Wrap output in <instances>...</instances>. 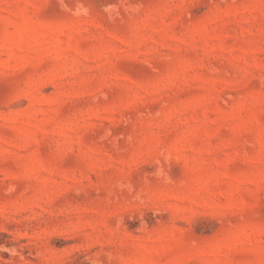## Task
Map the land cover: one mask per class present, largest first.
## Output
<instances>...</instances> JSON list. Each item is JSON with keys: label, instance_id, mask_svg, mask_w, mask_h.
Masks as SVG:
<instances>
[{"label": "rangeland", "instance_id": "374dc122", "mask_svg": "<svg viewBox=\"0 0 264 264\" xmlns=\"http://www.w3.org/2000/svg\"><path fill=\"white\" fill-rule=\"evenodd\" d=\"M0 264H264V0H0Z\"/></svg>", "mask_w": 264, "mask_h": 264}]
</instances>
